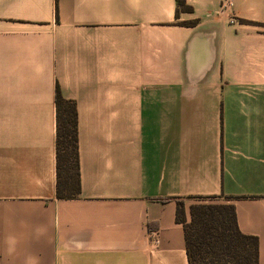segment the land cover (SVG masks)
<instances>
[{
	"label": "crops",
	"instance_id": "1",
	"mask_svg": "<svg viewBox=\"0 0 264 264\" xmlns=\"http://www.w3.org/2000/svg\"><path fill=\"white\" fill-rule=\"evenodd\" d=\"M186 4L0 0V264H189L178 199L190 220L200 196L235 205L264 264V0ZM58 87L79 115L72 199Z\"/></svg>",
	"mask_w": 264,
	"mask_h": 264
},
{
	"label": "trees",
	"instance_id": "2",
	"mask_svg": "<svg viewBox=\"0 0 264 264\" xmlns=\"http://www.w3.org/2000/svg\"><path fill=\"white\" fill-rule=\"evenodd\" d=\"M183 9L191 7L178 0ZM57 197L77 198L82 192L79 158V115L75 100L56 91ZM217 196L196 197L186 214L178 199L177 220L185 231L189 264H259V239L241 231L232 202ZM210 200V201H209Z\"/></svg>",
	"mask_w": 264,
	"mask_h": 264
},
{
	"label": "rangeland",
	"instance_id": "3",
	"mask_svg": "<svg viewBox=\"0 0 264 264\" xmlns=\"http://www.w3.org/2000/svg\"><path fill=\"white\" fill-rule=\"evenodd\" d=\"M210 201V200H209ZM215 201H227V199L226 198H218L217 200H215Z\"/></svg>",
	"mask_w": 264,
	"mask_h": 264
},
{
	"label": "built area",
	"instance_id": "4",
	"mask_svg": "<svg viewBox=\"0 0 264 264\" xmlns=\"http://www.w3.org/2000/svg\"><path fill=\"white\" fill-rule=\"evenodd\" d=\"M153 234V233H152ZM156 242H158V240L156 239Z\"/></svg>",
	"mask_w": 264,
	"mask_h": 264
}]
</instances>
